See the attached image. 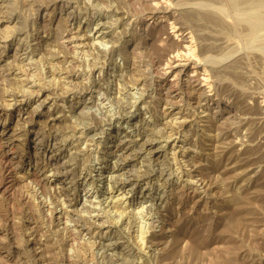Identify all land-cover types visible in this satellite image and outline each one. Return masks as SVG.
Here are the masks:
<instances>
[{
	"label": "rangeland",
	"instance_id": "374dc122",
	"mask_svg": "<svg viewBox=\"0 0 264 264\" xmlns=\"http://www.w3.org/2000/svg\"><path fill=\"white\" fill-rule=\"evenodd\" d=\"M193 2L0 0V264H264V55L233 33L243 74L221 85L226 56L178 20ZM226 105L247 115L220 131Z\"/></svg>",
	"mask_w": 264,
	"mask_h": 264
},
{
	"label": "bare ground",
	"instance_id": "6f19581e",
	"mask_svg": "<svg viewBox=\"0 0 264 264\" xmlns=\"http://www.w3.org/2000/svg\"><path fill=\"white\" fill-rule=\"evenodd\" d=\"M190 1V0H189ZM182 4H184L183 2H185V0H181ZM225 3V5H231L232 8L234 10H238L237 11H234L235 12V16H236V19L233 20L230 19L229 15L226 16L225 12V6L223 7L225 12H223L224 10L221 8V5ZM188 4V7H183L182 5V8H184L183 12H181L179 15H178V20L182 23V24H186V25H190L191 27L194 26L196 29H198L200 32V38H201V42L204 46V52H202V55H206L208 53H212V52H216L218 54H221L222 55V58H223V55L225 58H223L222 60H217V63L214 64V62H212L213 64V67H210L212 68L210 72H212V76L215 78V80H218L220 81L223 85V84H227L225 83L224 81H227L228 83H230V85H233L234 87L238 86V84L236 83L237 81H234L232 78L234 75L236 76H239L243 74V66L242 64L238 63V61H240L241 59H244V58H239L237 57L236 54H238L237 52H235L234 49H236L233 45L235 44H232L231 42L232 39L230 40V37L233 36L235 32H238L241 31V33H245V36H241L246 38V43L247 42V37L250 41H252L251 43L254 42L255 45H257V48L260 50L258 51L260 54L262 53V56L261 58L263 57L264 55V0H194L193 3H187ZM190 4V5H189ZM2 5V4H1ZM186 5V4H185ZM228 7V6H227ZM226 7V9H227ZM230 7V6H229ZM3 8V7H2ZM230 9V8H229ZM4 10V9H3ZM2 10V12H3ZM161 10V9H160ZM232 10V9H231ZM162 11H164V8L162 9ZM166 12V11H165ZM231 12V11H230ZM157 13V12H156ZM161 13V11H160ZM159 14V13H158ZM167 14V13H166ZM229 14V13H228ZM171 15V14H170ZM176 16V15H175ZM166 17V15H165ZM48 18V16H47ZM158 18H164V15L162 14L160 17ZM171 18V16H170ZM169 18V19H170ZM2 19V18H1ZM171 19H174L175 20V17L172 16ZM5 20V19H4ZM60 20V19H59ZM57 19V21H59ZM7 21V20H6ZM57 24V23H56ZM60 24V22H59ZM58 24V26L60 27V25ZM55 25V24H54ZM62 25V24H61ZM181 25V24H180ZM189 26V27H190ZM164 27V26H163ZM193 27V28H194ZM125 28V27H124ZM192 28V29H193ZM54 29V28H53ZM56 29V28H55ZM194 30V29H193ZM57 31V30H56ZM61 31V30H60ZM138 31V30H137ZM145 31V30H144ZM159 31V30H158ZM65 32V30H64ZM124 32V31H123ZM147 33V32H146ZM196 33V32H195ZM240 33V32H239ZM199 34V33H198ZM233 34V35H232ZM142 35V34H141ZM150 35V34H149ZM237 35V34H236ZM244 35V34H243ZM138 36V35H137ZM55 37V36H53ZM235 37V36H234ZM138 38V37H136ZM146 36L145 37H139V39H136L137 42L135 43V46L132 45L134 47V55L131 56L132 57H136L138 55H142L143 54V49L142 48H145V46L143 47L142 44L143 43H146ZM134 40V41H136ZM152 40V39H151ZM63 41V40H62ZM75 41V40H74ZM145 41V42H144ZM172 41V40H171ZM182 41V40H181ZM245 41V40H244ZM65 41L62 42V44H64ZM173 42V41H172ZM171 42V43H172ZM189 42V41H188ZM133 43V44H134ZM157 43V42H156ZM167 43V42H166ZM235 43V42H233ZM250 43V42H249ZM68 44V43H67ZM66 44V45H67ZM151 44V43H150ZM165 44V42H164ZM174 44H175V41H174ZM173 44V45H174ZM65 45V44H64ZM155 45V44H154ZM163 45V44H162ZM34 46V45H33ZM68 46V45H67ZM72 46V45H71ZM161 46V45H160ZM236 46V45H235ZM259 46V47H258ZM154 47V46H153ZM163 47V46H162ZM181 47L180 43L179 42H176L175 44V50L179 49ZM251 47V46H250ZM253 47V46H252ZM256 47V46H255ZM171 48V47H169ZM187 50L189 52L192 53V45H187ZM254 48V47H253ZM256 48V49H257ZM73 49V48H72ZM124 49V48H123ZM149 49V48H148ZM162 49V48H161ZM166 49V48H165ZM168 49V48H167ZM257 49V50H258ZM157 50V49H156ZM234 50V51H233ZM255 50V49H254ZM163 51V50H161ZM252 51V50H251ZM128 52V51H127ZM156 52V51H155ZM168 52V51H167ZM250 52V51H249ZM254 52V51H253ZM131 53V52H130ZM204 53V54H203ZM252 53V52H251ZM146 55V54H145ZM150 55V54H149ZM246 55V54H245ZM144 56V55H142ZM163 56V55H162ZM164 57V56H163ZM162 57V58H163ZM244 57V56H242ZM16 58V57H15ZM150 58V57H149ZM155 58V57H154ZM246 58V57H245ZM130 59V57H129ZM211 60L214 59V58H210ZM228 59V61H226ZM231 59V60H230ZM230 60V61H229ZM262 60V59H261ZM264 60V59H263ZM163 61V60H162ZM245 61V60H244ZM242 61V63L244 62ZM136 62L135 60L132 59V61H130V68H132V71L133 70H136L137 71V65H136ZM176 62V61H175ZM178 63V62H177ZM138 64V63H137ZM174 65V64H172ZM176 65V64H175ZM129 66V64H128ZM7 69V68H6ZM210 70V69H209ZM136 71H133V72H136ZM132 72V73H133ZM139 72V71H137ZM136 72V73H137ZM174 72V71H173ZM205 72V71H204ZM131 73V72H130ZM242 73V74H241ZM15 79V78H14ZM235 79V78H234ZM237 79V78H236ZM193 80V78L191 77L189 79V83L191 84V81ZM195 80V79H194ZM242 83V82H241ZM183 85V84H182ZM185 86H183L184 88L187 89L188 93L191 94L192 91V86L188 85L187 82L186 84H184ZM39 88V87H38ZM183 90V89H182ZM185 90V89H184ZM183 90V91H184ZM242 90V89H241ZM201 91V90H200ZM199 91V92H200ZM204 91L202 90L201 93L198 95L199 96V99L201 98L202 100H206L207 101V97L205 96L204 98L202 97V95L204 94L203 93ZM188 97V96H187ZM198 98V97H197ZM198 99V100H199ZM201 100V101H202ZM153 101V100H152ZM210 101V100H209ZM198 103V102H197ZM219 104V103H218ZM218 106V105H217ZM172 109V108H171ZM170 110V109H169ZM180 110V109H178ZM172 111V110H171ZM174 112V111H173ZM226 112V113H225ZM243 112H245V110H243ZM239 115L238 116V112L237 110H235L233 108V106L231 107L230 105H226L224 107V113L223 115H218V117H216V119L221 122L222 124L220 125V131L222 130V127L224 125V121L227 120L228 118H238L240 117L239 119H244V116L247 115V111L245 113V115L243 114ZM184 113V112H183ZM172 114V113H171ZM170 114V115H171ZM183 119V115L181 113H179ZM250 114V113H249ZM28 115V114H27ZM170 115H168L169 117H171ZM244 115V116H243ZM166 116V115H165ZM164 116V117H165ZM178 116V114H177ZM177 116L175 114H173V116L171 117V119H166V121L164 120V125L170 127L171 129H176L178 128L179 126H187L186 125V122L185 121H179L181 118H177ZM185 116V115H184ZM241 116H243V118H241ZM185 118V117H184ZM163 119V118H162ZM179 119V120H178ZM181 119V120H182ZM247 119V118H245ZM184 120V119H183ZM188 120V119H186ZM205 124V123H204ZM147 125V124H146ZM162 126V125H161ZM70 127V126H69ZM151 127V126H150ZM156 127V126H155ZM72 128V127H71ZM162 128V127H161ZM166 128V127H165ZM65 129V128H64ZM152 129V128H150ZM157 129V128H156ZM57 131V130H56ZM146 131V130H145ZM157 131V130H156ZM164 131V129L162 130ZM175 131V130H174ZM53 132V131H52ZM167 133V132H166ZM15 134V133H14ZM218 134V135H217ZM217 140L221 143H228V140L229 138H227L226 135L222 134V132H217ZM63 135V134H62ZM146 135V134H145ZM63 137V136H62ZM154 136H151L150 134V140L153 139ZM19 138V136H18ZM163 138V137H162ZM155 140V139H154ZM156 141V140H155ZM136 142V141H135ZM154 145V144H153ZM133 146V145H132ZM158 146V145H157ZM160 146V145H159ZM158 146V147H159ZM161 147V146H160ZM189 148V147H188ZM192 149V148H190ZM151 150V149H150ZM193 151V150H192ZM186 152V151H185ZM197 152V151H196ZM194 154V153H193ZM200 155V154H198ZM166 157V156H165ZM199 157V156H198ZM56 158V157H55ZM194 158V157H192ZM64 160V159H63ZM196 162V159L195 161ZM193 162V164H194ZM62 163V162H61ZM10 164V163H9ZM68 164V163H67ZM60 165V164H59ZM62 166V165H61ZM251 167V166H250ZM258 167V166H257ZM139 168V167H138ZM193 168V167H192ZM199 168V167H198ZM240 169V166H236L235 165V168H230L228 171L226 172H238V170ZM257 170V169H256ZM255 170V168H252L251 169H240V173H235L234 176H233V173L230 175V176H233V180H241V183L242 181L246 180L247 178L248 179H251V178H257L256 175H254L257 171ZM138 171V169H137ZM195 172V171H194ZM37 174V172H33L32 173V176L35 177ZM227 176V177H230V176ZM5 176V175H4ZM39 176V175H38ZM259 176V175H258ZM261 176V175H260ZM262 177V176H261ZM37 179V178H36ZM40 179V178H39ZM228 179V178H227ZM261 179V178H260ZM258 179V180H260ZM263 179V178H262ZM38 180V179H37ZM230 180V179H229ZM188 181V180H187ZM256 181V180H255ZM254 181V184H258V183H255ZM186 182V181H185ZM190 182V181H189ZM188 182V183H189ZM250 182V181H249ZM258 182V181H257ZM39 183V182H38ZM233 183V181H232ZM237 183V182H235ZM240 183V181L238 182ZM248 183V182H247ZM261 183V182H260ZM259 183V184H260ZM43 184V183H42ZM196 184V183H195ZM250 184V183H249ZM253 184V183H252ZM251 184V185H252ZM205 185V184H204ZM248 185V184H247ZM250 185V187H251ZM44 187V186H43ZM207 187V186H205ZM256 188V186H254ZM257 187H261L260 185L257 186ZM174 188V187H173ZM252 188V187H251ZM249 190V186L248 188L245 186H243V190L247 193L248 191V194L251 193L252 190H255V188H253L252 190ZM263 188V187H262ZM261 189V188H259ZM13 191V190H12ZM175 191L177 193H186V194H195L197 192L196 190V187L193 183L191 184H186L184 183L182 186H176L175 187ZM11 192V191H10ZM243 192V191H242ZM246 193H245V197H246ZM239 194L240 193V190H239ZM243 195V194H242ZM258 195V194H257ZM189 196V195H188ZM191 196V195H190ZM241 196V195H240ZM262 196V194L260 195ZM243 197V196H242ZM244 197V198H245ZM254 197V196H253ZM257 197V196H256ZM255 198V197H254ZM196 199V197H195ZM248 199V197H247ZM251 199V198H249ZM120 200V199H119ZM192 200V199H191ZM241 200V198L239 199ZM253 200V199H251ZM257 201H261V200H257ZM118 202V201H117ZM194 202V201H193ZM246 201H242V203H244ZM254 202H256V200H254ZM240 203V201L238 202ZM241 203V204H242ZM253 203V202H252ZM177 204V203H175ZM196 204V203H195ZM258 204V203H257ZM197 205V204H196ZM240 204H238L239 206ZM177 206V205H176ZM175 206V207H176ZM242 206V205H240ZM193 207H194V204H193ZM249 209V208H248ZM33 210V209H32ZM242 210V208H241ZM246 210V209H245ZM39 211V210H38ZM171 211V210H170ZM247 211V210H246ZM9 212V211H8ZM36 212V211H35ZM34 214V212H33ZM176 215V214H175ZM38 218V217H37ZM174 220V219H173ZM239 220V219H238ZM240 221V220H239ZM38 224V223H37ZM235 225V224H234ZM40 226V225H39ZM233 226V225H232ZM235 227V226H234ZM37 229V228H36ZM43 230V229H42ZM40 231V230H39ZM1 241V240H0ZM46 247V250L49 252V256L50 257H54V254H55V251H56V247L55 245L50 242L49 240H46L45 241V245H43ZM58 247V246H57ZM33 251V250H32ZM45 251V249H44ZM31 252V251H30ZM47 252V253H48ZM5 254H2L0 256H2L4 258V256H6L7 258V252H3ZM48 256V255H47ZM67 257V256H66ZM242 257V256H241ZM245 257H248V256H245ZM244 257V258H245ZM50 259V258H49ZM240 259V258H239ZM246 259V258H245ZM69 260V259H68ZM235 260V259H234ZM242 260V259H240ZM4 261V260H3ZM6 261V259H5ZM239 261V260H237ZM250 261V260H249ZM248 261V262H249ZM10 262V261H9ZM17 263V262H15ZM19 263V262H18ZM17 263V264H18ZM54 263V261H53ZM227 263V262H226ZM229 264V263H228ZM244 264V263H243Z\"/></svg>",
	"mask_w": 264,
	"mask_h": 264
}]
</instances>
